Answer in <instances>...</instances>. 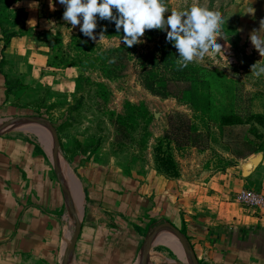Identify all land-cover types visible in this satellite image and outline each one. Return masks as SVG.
Wrapping results in <instances>:
<instances>
[{
  "label": "crops",
  "instance_id": "0c3cea01",
  "mask_svg": "<svg viewBox=\"0 0 264 264\" xmlns=\"http://www.w3.org/2000/svg\"><path fill=\"white\" fill-rule=\"evenodd\" d=\"M36 13H45L43 6ZM9 29L0 22V119L15 115L7 83L31 79L48 63L26 37L5 43ZM9 137L0 139V264H63L74 221L51 153L30 139ZM177 162V179L154 171L115 185L113 194L102 196L97 186L84 190L81 232L68 264H140L147 237L163 223L186 237L200 264H264V212L236 202L244 189L264 196V153L234 160L216 146L187 150ZM67 177L76 184L68 170ZM167 232L153 238L149 264H189Z\"/></svg>",
  "mask_w": 264,
  "mask_h": 264
},
{
  "label": "rangeland",
  "instance_id": "374dc122",
  "mask_svg": "<svg viewBox=\"0 0 264 264\" xmlns=\"http://www.w3.org/2000/svg\"><path fill=\"white\" fill-rule=\"evenodd\" d=\"M48 2L49 5H46ZM38 6H43L45 13H36ZM164 6L168 9L165 19L171 11L186 10L191 6L216 11L223 17L222 33L216 39L222 52L213 53L210 50L203 59L190 64L218 74L227 83H238L242 93L251 99L253 112L264 113V74L255 76L251 72L255 64L258 68L264 67V53L260 55L250 40V36L256 31L261 30L257 34L264 36V26L261 29L264 0H167ZM64 11L65 7L58 0H3L0 22L10 27L7 30L9 36L28 38L35 53H47L52 62L57 63L54 40L61 41L66 49L71 36L82 33L80 25L72 26L63 19ZM157 34L167 36L166 31L146 29L144 36L140 37L141 43L136 44L138 50L152 49L158 37L150 39L148 36ZM94 35L95 40L89 39L102 49H114L121 45L115 39L107 40L95 33ZM175 51L178 55L176 48ZM37 73L39 74L31 79L11 81L13 91L8 98L11 114L14 111L15 115L0 119V125L16 118H41L36 115V111L40 110L50 117L45 120L53 126H60L59 164L67 168L70 177L76 182L72 183L61 170L64 182L71 188L76 201L78 218L82 217L85 206L84 190L97 186L102 196L107 192L113 194L119 189L117 187L116 190L115 185L122 187L133 178L138 179L141 174L157 172L153 148L165 130L168 114L180 112L195 118L189 107L178 104L175 100H161L148 94L140 85L133 65L123 78L116 81H101L99 74L92 71L85 74L93 82H102L106 86L109 93L106 105L102 104L100 92L95 87L83 84L76 92L75 80L80 72L75 68L60 69L47 65L46 70ZM16 82L20 86L15 85ZM126 103L134 106L144 104L152 120L145 127L144 122L139 119L132 142L117 143L110 113L123 115ZM216 105L218 110L225 105L220 96ZM145 129L150 137L143 149L141 143ZM262 132L264 135V129ZM9 136L13 139H30L50 153L53 148L51 135L45 126L18 123L1 132L0 139ZM181 157L182 155L179 158ZM115 170H120L119 177L114 176ZM167 233L176 242L174 235Z\"/></svg>",
  "mask_w": 264,
  "mask_h": 264
},
{
  "label": "trees",
  "instance_id": "16d2710c",
  "mask_svg": "<svg viewBox=\"0 0 264 264\" xmlns=\"http://www.w3.org/2000/svg\"><path fill=\"white\" fill-rule=\"evenodd\" d=\"M162 2L165 4L167 0ZM94 33L107 40L115 39L121 45L105 50L82 33H78L71 36L66 49L61 41L54 40L57 63L52 62L47 53L39 54L49 57V67L77 69L80 76L75 80L76 92L83 84L95 87L100 92L104 105L107 104L109 96L106 86L102 82H93L85 74L92 71L99 74L101 81H116L123 78L133 65L136 67L140 85L148 94L161 100H175L190 108L195 118L180 112L167 115L165 130L153 148L157 173L168 179H177V159L183 153L191 149L204 153L213 144L228 152L234 160H244L257 153H264V115L253 112L252 101L242 93L241 85L227 83L218 74L192 64L187 68H179V56L172 43L166 40V36L149 35L150 39L158 38L154 47L146 51H139L137 45L128 48L122 40L123 30L117 32L114 23L98 17ZM16 36H6L5 43ZM14 84L20 86L17 82ZM7 85L8 92L13 90V82H8ZM218 96L225 102L219 110L216 105ZM46 114L36 111L38 117L50 118ZM110 116L117 143L132 142L139 119L144 122L145 127L152 120L144 104L134 106L126 103L123 115L110 113ZM53 127L58 134L60 126ZM149 137L150 134L145 129L141 143L143 149L146 148Z\"/></svg>",
  "mask_w": 264,
  "mask_h": 264
},
{
  "label": "clouds",
  "instance_id": "9594fccd",
  "mask_svg": "<svg viewBox=\"0 0 264 264\" xmlns=\"http://www.w3.org/2000/svg\"><path fill=\"white\" fill-rule=\"evenodd\" d=\"M65 7L63 19L72 26L80 25L85 37L95 40L97 17L115 24L117 32L123 30V43L131 48L141 43L145 30L166 31V40L177 49L179 68H187L190 63L203 59L209 53L222 52L216 42L222 33L223 17L216 11L199 6L186 10H173L165 19L168 9L162 0H58ZM114 9L116 14H114ZM253 11V10H252ZM251 11V12H252ZM82 21V23H81ZM264 21L261 22V29ZM170 29V30H169ZM261 31V30H260ZM260 31L250 36L251 44L264 53V36ZM101 39V37H100ZM253 75L264 74V67H252Z\"/></svg>",
  "mask_w": 264,
  "mask_h": 264
},
{
  "label": "water",
  "instance_id": "95a60500",
  "mask_svg": "<svg viewBox=\"0 0 264 264\" xmlns=\"http://www.w3.org/2000/svg\"><path fill=\"white\" fill-rule=\"evenodd\" d=\"M22 122L28 123V124H33V125L45 126L48 129V131L51 135L52 141H53V148L51 151L52 165H53L54 172H55V175L57 177L58 183L60 185V188L66 197L68 212L74 221V230H73L72 236H71V238H70V240L66 246L65 252H64L63 264H68L70 257L72 255L74 249H75L77 240L79 238V235L81 232V226H80L79 219L77 217V213L75 211V207L73 205V201L71 198L70 191L66 187V185L63 181V178L60 175L61 174V169H60V164H59L60 163V142H59L58 134H57V131L55 130V128L52 126V124L49 121L42 119V118H30V117H25V118H20V119L16 118V119H13L11 121H8V122L1 124L0 125V134H1V132H4L5 130H7L9 127L14 126L18 123H22ZM259 159H261L260 156H259ZM163 230H168L174 235V237L177 239L179 245L181 246L183 252L187 256L189 264H200L198 262L196 256H195L194 252H193L191 245L189 244L188 240L186 239V237L179 230H177L174 226H172L169 223H163L162 225H159L147 237V239L145 241V248H144V251L142 253L140 264H149V252L151 249V244H152L153 238L160 231H163Z\"/></svg>",
  "mask_w": 264,
  "mask_h": 264
},
{
  "label": "built area",
  "instance_id": "2783aa9c",
  "mask_svg": "<svg viewBox=\"0 0 264 264\" xmlns=\"http://www.w3.org/2000/svg\"><path fill=\"white\" fill-rule=\"evenodd\" d=\"M236 202L248 209L264 212V196L254 190L240 191L236 196Z\"/></svg>",
  "mask_w": 264,
  "mask_h": 264
},
{
  "label": "bare ground",
  "instance_id": "6f19581e",
  "mask_svg": "<svg viewBox=\"0 0 264 264\" xmlns=\"http://www.w3.org/2000/svg\"><path fill=\"white\" fill-rule=\"evenodd\" d=\"M61 166V165H60ZM63 167L61 166V170H62V172L64 173V175L67 177V169L64 167L63 169H62Z\"/></svg>",
  "mask_w": 264,
  "mask_h": 264
}]
</instances>
